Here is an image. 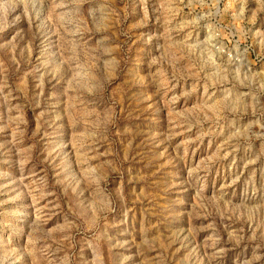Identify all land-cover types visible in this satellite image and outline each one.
<instances>
[{
    "label": "rangeland",
    "instance_id": "1",
    "mask_svg": "<svg viewBox=\"0 0 264 264\" xmlns=\"http://www.w3.org/2000/svg\"><path fill=\"white\" fill-rule=\"evenodd\" d=\"M0 264H264V0H0Z\"/></svg>",
    "mask_w": 264,
    "mask_h": 264
}]
</instances>
